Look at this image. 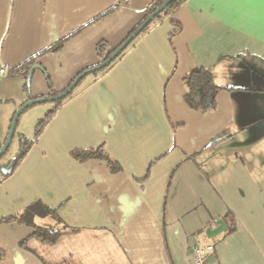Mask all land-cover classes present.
Instances as JSON below:
<instances>
[{"label": "crops", "instance_id": "1", "mask_svg": "<svg viewBox=\"0 0 264 264\" xmlns=\"http://www.w3.org/2000/svg\"><path fill=\"white\" fill-rule=\"evenodd\" d=\"M149 2L0 0V67L65 40L36 60L61 93L98 63L100 43L112 50L128 37ZM197 67L222 88L213 111L184 100ZM42 70L28 91L9 74L0 86L15 88L18 107L51 97ZM89 76L0 180V264H190L198 241L213 245L209 264H264V0H187ZM97 148L112 164L71 155ZM36 203L52 212L3 221Z\"/></svg>", "mask_w": 264, "mask_h": 264}, {"label": "trees", "instance_id": "2", "mask_svg": "<svg viewBox=\"0 0 264 264\" xmlns=\"http://www.w3.org/2000/svg\"><path fill=\"white\" fill-rule=\"evenodd\" d=\"M164 1H166V0H150L149 4L147 5V7L145 9V16H144L143 20L141 21V23L144 21V19L148 15H150ZM186 1L187 0H173V1H171L169 3V5L162 12H160L152 20V22H150L149 25L147 27H145L144 30L129 45H131L139 36H141L145 32H147L153 25L162 22L166 17H168L171 14H173L174 12H176ZM117 8H119V6L114 7L110 11L116 10ZM139 25H137V27ZM64 42H65V40H61V41L57 42L56 44L52 45L51 47L44 49L41 53H39V55H36L35 57H32V58L26 60L21 65L17 66L13 70H10V72L8 74L12 77L23 78L25 80L24 89H25V91H28L29 86L26 82L27 75H28V72L31 69V67L37 65V62H36L37 58L42 54L54 53V52L58 51ZM128 46L126 48H128ZM116 48H114L112 50H108L107 45L105 43H100L98 45V48H97L99 61L95 66L101 64L104 60H106L107 57ZM119 56L117 58H119ZM116 59L111 64H109L106 68H104L98 72H95L91 75L96 77V76L104 73L116 61ZM91 68H93V67H91ZM42 71L44 73L47 84L49 86V90H50L49 96L57 95L56 93L53 92V90L51 88V84H50L47 73L44 70H42ZM79 83L77 84V86L79 85ZM184 85H185L184 100L187 103V105L189 106V108H191L193 110H197V111H204V112L213 111L215 109V107H216V95L220 90H222V88H220L214 84L212 76L208 70H206L204 68H200V67L192 69L184 77ZM75 89L73 90V92L75 91ZM73 92L71 94H69L66 98L70 97L73 94ZM65 99L58 101V102H54L55 104H54L53 109L50 110L44 116V118L37 123V125L34 129V141L39 137V135L41 134V132L44 129V127L46 126V124L54 116L57 109L61 106L62 102ZM20 142H21V145H20L19 150H18V152L14 158V167L27 154L29 148L31 147V145L33 143V140L32 141H25V138L21 137ZM71 155L78 162H84V161L92 159V158H98V159H104V160H106L112 164V162L102 153L101 149H99V148L89 149V150H75V151H72ZM40 208H41L40 204H38V203L33 204V205L27 207L26 209H24L23 211H21L19 213H16V214H13L7 218H4L3 221L8 222V223L31 225L32 219H33L35 214H41L43 216V214H48V213L52 212V211H49L47 209H43L42 212H39ZM226 218H227V220H226L227 221V233H230L233 230V223H234L233 217L227 216ZM34 235L36 237L42 239L45 242L52 243V242H54L55 236H57V233L53 232L51 230L43 229V228H36ZM21 244H23V243L21 242ZM3 256H4L3 251L0 249V260L3 259Z\"/></svg>", "mask_w": 264, "mask_h": 264}, {"label": "rangeland", "instance_id": "3", "mask_svg": "<svg viewBox=\"0 0 264 264\" xmlns=\"http://www.w3.org/2000/svg\"><path fill=\"white\" fill-rule=\"evenodd\" d=\"M91 75V74H90ZM86 77H90L87 75ZM50 91V90H49ZM54 92V91H53ZM17 95L16 90L12 86L2 85L0 86V143L3 144L6 136L7 130L3 124H5L6 116L15 113L19 107L17 105ZM24 104V103H23ZM54 102H47L43 104H35L22 112L18 118L14 136L11 140L8 150L0 158V180L3 179L1 169L9 161L13 160L19 150L21 145V137L25 138V141L34 140V129L37 123L44 118V116L53 109Z\"/></svg>", "mask_w": 264, "mask_h": 264}, {"label": "water", "instance_id": "4", "mask_svg": "<svg viewBox=\"0 0 264 264\" xmlns=\"http://www.w3.org/2000/svg\"><path fill=\"white\" fill-rule=\"evenodd\" d=\"M171 1H173V0L164 1L159 7H157L150 15H148L144 19V21L107 57L106 60H104L101 64H99L93 68H90L88 70H85L82 73H80L79 75H77L73 79L71 84L64 91H62L61 93H58L55 96L31 99V100L27 101L26 103L22 104L19 107V109L14 113V115L11 119L7 136H6L3 144L0 147V158L6 153V151L9 148L11 140L14 136L15 127H16L18 118L20 117V115L22 114V112L24 110H26L27 108H29L35 104H43V103H47V102H58V101L65 99L69 94H71L73 92V90L76 88L77 84L84 77H86L87 75L93 74L95 72H98V71L106 68L109 64H111L125 50V48L144 30V28L147 27L149 25V23L152 22V20L169 5V3ZM37 69L41 70L40 66L35 65V66L31 67V69L29 70L28 75H27V79H26L28 86H29V82H30V78H31L32 73ZM12 170H13V166L3 167L1 169V172H2L3 176H7L11 173Z\"/></svg>", "mask_w": 264, "mask_h": 264}, {"label": "built area", "instance_id": "5", "mask_svg": "<svg viewBox=\"0 0 264 264\" xmlns=\"http://www.w3.org/2000/svg\"><path fill=\"white\" fill-rule=\"evenodd\" d=\"M10 72L8 67H0V76H6ZM213 251V245L209 241H198L192 248L190 264H209L207 256Z\"/></svg>", "mask_w": 264, "mask_h": 264}, {"label": "flooded vegetation", "instance_id": "6", "mask_svg": "<svg viewBox=\"0 0 264 264\" xmlns=\"http://www.w3.org/2000/svg\"><path fill=\"white\" fill-rule=\"evenodd\" d=\"M9 166H13L14 168V159L9 161L6 165H4V167H9Z\"/></svg>", "mask_w": 264, "mask_h": 264}]
</instances>
